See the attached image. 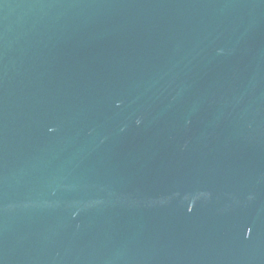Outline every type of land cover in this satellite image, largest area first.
<instances>
[{"label": "water", "instance_id": "95a60500", "mask_svg": "<svg viewBox=\"0 0 264 264\" xmlns=\"http://www.w3.org/2000/svg\"><path fill=\"white\" fill-rule=\"evenodd\" d=\"M0 264H264V0H0Z\"/></svg>", "mask_w": 264, "mask_h": 264}]
</instances>
